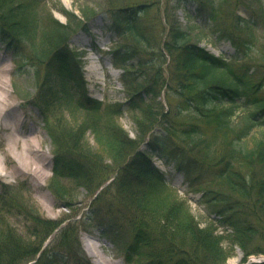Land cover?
I'll return each mask as SVG.
<instances>
[{
    "label": "trees",
    "instance_id": "1",
    "mask_svg": "<svg viewBox=\"0 0 264 264\" xmlns=\"http://www.w3.org/2000/svg\"><path fill=\"white\" fill-rule=\"evenodd\" d=\"M40 2L0 0V40L17 50V55L23 45L30 47L31 68L39 84L37 104L45 110L58 105L63 116L65 112L84 116L76 128L60 123L51 129L57 148L51 187L72 209L59 178L93 190V197L112 179L93 199L83 219L61 228L53 242L64 248L70 233H78V226L91 225L106 208L108 213L127 216L132 237L127 257L134 264H225L230 255L223 245L226 240L243 251L244 261L250 255L264 254V133L252 146L242 144L255 128H264V79L254 78L259 23L243 19L235 32L219 29L218 37L231 41L237 50L227 63L192 43L176 25L171 26L164 47L156 45L141 26L144 13L140 7L109 12L110 28L132 40L112 52L114 64L125 69L123 81L129 98L124 104H103L87 95L82 56L70 47L79 30H88L86 18L94 12H83L82 19L60 9L68 18L63 24L53 19L51 11L46 18L38 10ZM204 7L198 6V15L207 18ZM218 14L213 7L209 19L216 21ZM164 52L172 59L174 93L179 98L177 107L169 111L159 100L166 79ZM248 59L253 63H246ZM261 60L264 66V53ZM240 108L243 111L238 114ZM125 109L138 113L137 127L147 126L142 133L138 130L135 139L120 125ZM88 133L97 147L86 138ZM169 152L177 158L167 157L165 163L173 162L190 188L203 192L200 201L218 216L216 227L213 223L200 227L187 201L168 187V173L151 165V157H165ZM98 156L113 164L104 163L99 169ZM23 194L20 186H7L0 203L12 205L32 221L26 232L38 242L22 238L15 229H0V264L35 260L45 240L62 223L43 217ZM218 226L227 234H219ZM116 229L104 228L102 234L121 241ZM72 260L90 264L80 248L69 255L54 245L44 249L35 264H69Z\"/></svg>",
    "mask_w": 264,
    "mask_h": 264
},
{
    "label": "rangeland",
    "instance_id": "2",
    "mask_svg": "<svg viewBox=\"0 0 264 264\" xmlns=\"http://www.w3.org/2000/svg\"><path fill=\"white\" fill-rule=\"evenodd\" d=\"M202 1L203 3L201 4L205 6L203 13L207 15V18L198 15V6L201 4L195 2V0H46L45 3H41V5L45 6L39 7L38 10L44 12L46 18L49 17L47 13L51 11L53 19L60 23L68 22L67 18L58 11L60 9L76 12L82 17L84 15L83 12H87L88 14L94 12L89 18H86L89 20V32H80L74 36L71 46L83 53L84 75L88 94L106 103L125 101L128 96L125 85L121 80L122 70H117L112 66L110 51L118 47L122 42L127 44L132 40L125 37H117L116 34L114 35L112 32L105 30L109 23V15L104 12L114 11L119 8L139 6V10H142L144 13L141 26L146 29L150 36L155 38L156 45L164 47V44L169 41L171 26L176 25L188 34L190 41L199 42L212 53L218 56L224 55L225 58L235 55L237 50L231 46L228 39H217V36H221L219 29L235 32L236 24L240 23L243 19L257 21L260 25L256 33L259 39L257 46L260 50L255 55V58H257L255 63L257 65L254 67V78L259 81L264 79V66L261 65V56L264 53V0ZM213 7L219 13L216 21L209 19ZM261 11L263 14L260 16ZM243 33L246 34L247 32L244 31ZM116 38H118L117 41ZM255 52H252L251 55H254ZM164 53L165 56L162 58V62H164V76L166 79L164 78L165 82L161 89V101L165 109L169 111V109L177 107L179 98L174 93V82L171 76V56L167 52ZM22 55H28V60H23L22 68L16 71L18 62L14 61L13 51L8 49L5 44L0 43V57L6 62L3 66H0V70L4 67L8 68V71L3 74V80L14 102L19 105V108L14 110V113L19 112V119L22 120L23 125L21 127L23 129L27 130L30 128L31 132L37 135L40 149L46 160L42 165L43 171L38 175L34 172L18 170L11 157L6 158L3 154H0V195L6 189V185L20 186L23 189V195L29 206L36 208L42 216L48 219L62 222L60 226L63 227L68 223H74L76 219H80L89 210L94 191L89 192L84 187L78 188L72 181L59 178L58 180L64 185V188L67 190L66 192L69 194L66 200L72 203V209L62 206L64 201L58 198L51 187L52 169L57 152V148L51 137V129L60 123L67 127L76 128L82 124L84 116L81 113L69 114L67 112L63 116L58 105H52L49 110H45L42 106L40 107L39 105L41 104H37L39 84L37 83L33 69L30 68L33 63L29 59L31 50L28 46H23ZM107 62L112 66V70L109 68ZM246 63H253V61L248 59ZM114 71L118 72V76H114ZM40 82H42V75ZM137 115L138 113L127 111L119 119L120 125L130 137L137 136L138 130L142 133L147 127L144 123L137 127L135 123ZM263 133V128L255 129L252 135L242 144L244 146H252L255 140L262 137ZM86 138L90 141L92 147H97L91 133H88ZM6 141L7 137L5 141L2 139L3 143L0 145V150L5 148ZM166 155L172 159L177 158V155L173 154L171 156V152ZM97 161L99 169L104 167V163L113 164L109 159H101L99 156L97 157ZM154 161H157V159L152 158L151 163L153 164ZM158 164L166 171H171L174 174V177L169 181V187L176 189L179 195L187 201L191 207V213L199 222L200 227L208 228L212 226L211 223L214 224L217 216L209 213L198 202L201 193H197L189 188L185 182V177L180 172H175L173 162L170 165H164L161 162H158ZM17 213L12 205L5 207L0 203V229H15L17 235L33 241V244H37L38 240L26 232L32 221L25 219ZM126 221V217L116 212L108 213L105 208L100 213L98 219L93 221L95 225L87 230H82V227L78 226V233L75 230L69 234L66 246H63L67 248H62L58 241L52 243L50 248L54 245L60 252L65 251L69 255H73L74 250L79 244L89 257L91 263L96 264V258L90 256L86 251L85 243L97 242L92 237H99L102 245L97 248V251L99 255L104 256L106 264H130L125 257L131 242L129 226L125 224ZM98 225H103V228L117 226L115 231L118 232V235L123 236L122 241L118 243V247L122 251L121 253L117 250V243L115 245L114 242L101 239L99 236L100 227ZM221 231L222 228H217L219 234H221ZM223 234H227V232L223 231ZM56 236V233L53 234V238ZM262 243H264V240L263 242L261 241V245H263ZM223 245L225 250L230 253L225 264H243L244 253L239 247L231 245L228 240L224 241ZM262 257L264 255H251L249 259L257 260ZM76 263L81 264L79 261Z\"/></svg>",
    "mask_w": 264,
    "mask_h": 264
},
{
    "label": "bare ground",
    "instance_id": "3",
    "mask_svg": "<svg viewBox=\"0 0 264 264\" xmlns=\"http://www.w3.org/2000/svg\"><path fill=\"white\" fill-rule=\"evenodd\" d=\"M5 63V60L0 57V66ZM107 63L112 70V66L109 65V62ZM7 71V67L0 70V145L3 143L2 139L5 141L7 137L5 148L0 150V154L6 158L11 157L18 170L34 172L39 175L43 171L42 165L46 157L40 149L37 135L32 133L30 128L23 129L19 112L14 113L19 105L14 102L3 80V74ZM113 73H115L114 76H118V72L114 71ZM101 245L100 241L85 243L89 255L96 258V264H106L104 256L99 255L97 251Z\"/></svg>",
    "mask_w": 264,
    "mask_h": 264
}]
</instances>
